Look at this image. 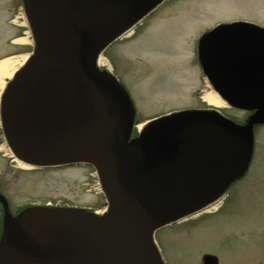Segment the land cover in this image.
<instances>
[{"label": "water", "instance_id": "water-1", "mask_svg": "<svg viewBox=\"0 0 264 264\" xmlns=\"http://www.w3.org/2000/svg\"><path fill=\"white\" fill-rule=\"evenodd\" d=\"M164 1L24 0L34 46L1 97L7 144L33 168L92 166L108 209L12 217L0 196V264H162L155 233L202 212L250 160L253 128L264 125V29L251 23L216 26L199 47L220 99L253 113L244 126L217 111L171 113L127 144L132 103L96 61Z\"/></svg>", "mask_w": 264, "mask_h": 264}, {"label": "rangeland", "instance_id": "rangeland-1", "mask_svg": "<svg viewBox=\"0 0 264 264\" xmlns=\"http://www.w3.org/2000/svg\"><path fill=\"white\" fill-rule=\"evenodd\" d=\"M17 7L18 0H0V60L29 56L32 51L27 27L19 26L25 21ZM234 22L264 29V0H166L132 34L103 53L101 66L95 67L113 74L128 93L134 111L133 139L152 119L210 107L202 101L211 89L199 60L200 41L216 26ZM22 37L28 38L27 44L13 45ZM9 81L0 91V108ZM213 109L235 126H244L253 114L226 103ZM1 128L0 121V195L14 217L24 209L47 205L97 215L105 211L108 199L95 169L83 165L22 169ZM252 138L250 160L216 196L214 207L156 232L162 264H202L207 254L219 264H264L260 254L264 253V125L254 126Z\"/></svg>", "mask_w": 264, "mask_h": 264}, {"label": "bare ground", "instance_id": "bare-ground-1", "mask_svg": "<svg viewBox=\"0 0 264 264\" xmlns=\"http://www.w3.org/2000/svg\"><path fill=\"white\" fill-rule=\"evenodd\" d=\"M13 23H17V21H14ZM18 25V23H17ZM19 26H26L24 22H22V24H20ZM26 36L28 35V33H25ZM28 38H16L14 40V44H27ZM26 56H21V57H7L4 58L2 60H0V91L4 86L5 83V79L6 78H11V76L13 75V73L17 70V68L19 66H21L23 64V62L26 60ZM203 100L210 106L216 107V108H224L225 107V103L219 99V97L215 94V93H207L204 97ZM17 165L18 167L22 168V169H30L29 165L22 162V161H17Z\"/></svg>", "mask_w": 264, "mask_h": 264}, {"label": "flooded vegetation", "instance_id": "flooded-vegetation-1", "mask_svg": "<svg viewBox=\"0 0 264 264\" xmlns=\"http://www.w3.org/2000/svg\"><path fill=\"white\" fill-rule=\"evenodd\" d=\"M21 5H23L24 6V0H21V3L19 2V0H18V7L17 8H20V6ZM162 6V5H161ZM161 6H158V8H160ZM158 8H157V10H158ZM132 143V140H128V145H130ZM1 196V195H0ZM8 203V202H7ZM8 206H9V204H8ZM0 207H1V209H2V216H4L3 214V208H2V205H1V203H0ZM40 207V206H39ZM47 207H50L49 205H47ZM9 211H10V208H9ZM23 211V210H22ZM21 212V211H20ZM11 213V212H10ZM12 216H13V214H11ZM2 223H3V218L0 220V240H1V234H2ZM259 248H260V246H259ZM260 251H261V249H260ZM261 255L263 254L264 255V253H260Z\"/></svg>", "mask_w": 264, "mask_h": 264}]
</instances>
